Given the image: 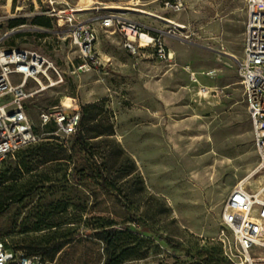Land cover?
Instances as JSON below:
<instances>
[{"label": "rangeland", "instance_id": "rangeland-1", "mask_svg": "<svg viewBox=\"0 0 264 264\" xmlns=\"http://www.w3.org/2000/svg\"><path fill=\"white\" fill-rule=\"evenodd\" d=\"M69 12L97 36L99 63L87 72L76 71L81 59L67 35ZM37 18L50 28L35 25ZM108 18L160 36L172 58L161 61L154 47L138 42L128 49L115 22L102 26ZM244 22V0H0V49L35 52L55 68L41 87H26V113L40 141L9 158L0 174V241L51 264H106L101 234L113 229L144 254L124 264H194L192 257L224 264L222 211L257 162L238 70ZM86 106L85 146L40 125L42 112L78 107L83 114ZM93 172L103 173L136 219ZM261 181L256 176L246 186L257 189ZM249 254L264 264V249Z\"/></svg>", "mask_w": 264, "mask_h": 264}, {"label": "built area", "instance_id": "built-area-1", "mask_svg": "<svg viewBox=\"0 0 264 264\" xmlns=\"http://www.w3.org/2000/svg\"><path fill=\"white\" fill-rule=\"evenodd\" d=\"M244 1L242 59L238 70L257 162L250 174L233 187L221 215L219 241L223 245L225 257L234 264H254L249 252L253 247L264 249V0ZM114 22L125 37L128 49L134 52L138 42L144 48L150 45L154 47L155 57L161 61L172 58V54L166 52L160 36H150L135 22L108 18L102 22V26L111 27ZM65 23L68 25L67 35L78 49L81 59L76 71L87 72L99 63L94 52L96 33L89 25L78 21L74 12L66 15ZM48 71H55L52 63L35 52L15 48L0 49V99L4 100L0 104V171L7 158L40 141V134L26 113L25 104L29 98L26 87L29 81L41 87V78L50 80ZM12 76H20L22 79L13 83ZM190 76L193 82L197 81L194 73H190ZM67 109L53 108L49 112L40 113L41 127L53 125L64 139L72 138L80 126V109ZM256 176L262 178L258 188H247L246 182ZM250 215H254L255 219H251ZM227 233L231 235V240ZM237 258L239 262H236ZM0 264L51 263L40 255H28L21 250L10 249L0 241Z\"/></svg>", "mask_w": 264, "mask_h": 264}, {"label": "trees", "instance_id": "trees-1", "mask_svg": "<svg viewBox=\"0 0 264 264\" xmlns=\"http://www.w3.org/2000/svg\"><path fill=\"white\" fill-rule=\"evenodd\" d=\"M34 24L37 25V26L50 28V23H49V20H47V19L37 18V19H35ZM91 109H92L91 106H86V107L83 108V111H82L83 114L80 111V116H81L80 117V126H79V129H78L77 133L72 137L74 139L76 138V140L79 141L80 143H82V145H84V146L86 144H85V142H81L82 137L80 136L81 126H82V115H83V118H84L85 115H87L88 112ZM49 126L53 127V125H49ZM47 127L48 126H46L45 128H47ZM32 146H34V145H32ZM29 147H31V146H29ZM29 147H27V148H29ZM24 149H26V148H24ZM9 158H11V157H9ZM9 158H7L5 160V162L3 163V166H2V169L0 171V174L3 172V170H4L3 168L6 165L7 160ZM92 174H93L92 175L93 179L96 181V183L101 188H103L107 193H112V195L115 197V199L117 201V204L120 205L123 208L125 213L128 214L131 218L136 219L135 215L132 214V212L129 210L128 206L126 204H124L123 202H121V200L119 199V196L117 194H114L112 192L113 190H111L105 184V178L103 177V173L100 172V176H97L94 172ZM135 221H136V223H138L140 225H143V223L140 222L139 220H135ZM127 237L128 236H126L125 233L122 232V231H115L113 229H111L110 231H107V230L103 231V233L101 234V241L103 242V244L105 246V249H106V255H107L106 264H124L126 261H129V260H139V259H143L144 258V254H142L139 251L138 245L136 244V241L132 240V239L130 240V238H127ZM158 239L160 241H162V242H165L170 248L182 251V248H180V246L178 244L172 243L168 238L163 237L161 235H158ZM67 243H68L67 241L56 243L54 246H52L53 253H55L58 250H60ZM219 249H220L219 250L220 251V253H219L220 256L219 257L221 258V261L224 264H234L227 257H225L224 248H223V245H222V243L220 241H219ZM43 253H46V251H44ZM28 255H37V254H33L32 253V254H28ZM190 257L191 256H189L188 258H190ZM192 261H195L194 264H197L196 259L193 258V257H192Z\"/></svg>", "mask_w": 264, "mask_h": 264}, {"label": "bare ground", "instance_id": "bare-ground-1", "mask_svg": "<svg viewBox=\"0 0 264 264\" xmlns=\"http://www.w3.org/2000/svg\"><path fill=\"white\" fill-rule=\"evenodd\" d=\"M166 22L169 23V24H171V25H173L174 27H179V25H177V24H175L174 22H171V21H169V20H167ZM65 107H66V108H71L72 106H70V105H66ZM250 217H251V219H255V216H254V215H250Z\"/></svg>", "mask_w": 264, "mask_h": 264}]
</instances>
